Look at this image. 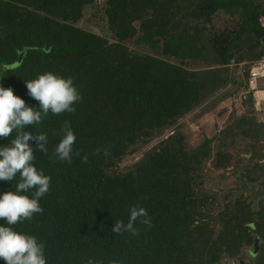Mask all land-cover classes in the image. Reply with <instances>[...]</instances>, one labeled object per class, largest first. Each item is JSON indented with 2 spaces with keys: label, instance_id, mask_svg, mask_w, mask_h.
Here are the masks:
<instances>
[{
  "label": "trees",
  "instance_id": "16d2710c",
  "mask_svg": "<svg viewBox=\"0 0 264 264\" xmlns=\"http://www.w3.org/2000/svg\"><path fill=\"white\" fill-rule=\"evenodd\" d=\"M84 6L99 10L110 39L76 24ZM219 9L235 15L233 23L214 28L211 16ZM263 11L259 0H0V86L39 110L25 81L52 72L71 77L82 97L74 113L49 112L40 124L24 127L48 137L47 154L35 141L28 143L33 165L51 178L50 188L39 199L42 213L16 225L0 219V225L35 236L45 246L47 264H86L89 258L100 264H217L253 235L264 237V198L252 207L234 197L212 215L210 196L198 188L204 161L228 166L224 145L236 136L254 145L264 137V120L238 116L216 133L213 152L210 138L188 147L184 133L173 127L131 165L114 170L137 144L228 81L235 83L230 66L264 53L257 22ZM129 39L143 50L129 48ZM190 61L202 65H186ZM66 120L76 136L70 163L53 156ZM14 136L0 138V146ZM109 146L110 156L93 154ZM253 154L263 158L264 148ZM255 163L258 172H246L250 180L264 176ZM18 180L19 174L0 180V194L15 191ZM133 204L147 210L152 227L137 220L138 236L114 233L113 224L127 223ZM261 249L248 264H264V240Z\"/></svg>",
  "mask_w": 264,
  "mask_h": 264
},
{
  "label": "clouds",
  "instance_id": "9594fccd",
  "mask_svg": "<svg viewBox=\"0 0 264 264\" xmlns=\"http://www.w3.org/2000/svg\"><path fill=\"white\" fill-rule=\"evenodd\" d=\"M25 84L28 95L38 101L39 110L28 107L23 99L14 95L11 88L0 86V138L11 137L15 131L10 143L0 146V180L13 181L19 174L15 191L0 194V219L5 220L7 225L31 220L35 213H42L39 199L50 188L51 178L33 165L35 156L28 143L35 141L38 150L47 154L48 137L45 133L32 135L24 131V127L40 124L49 112L54 115L74 113L76 109L73 105L82 99L71 77L44 72L35 79L25 81ZM61 132L63 135L53 150V156L70 163L76 136L69 121H64ZM75 154L79 156L80 151L77 150ZM93 154L108 157L111 155L110 146L97 148ZM81 159L84 163L88 162L87 155ZM30 190H34L31 198L27 195ZM137 220L149 228L152 227V219L147 210L133 204L130 206L127 223L118 219L111 229L116 234L129 233L138 236L139 229L135 227ZM44 247L35 236L0 225V259L6 264H47ZM86 264L100 262L89 258ZM112 264L116 262L113 261Z\"/></svg>",
  "mask_w": 264,
  "mask_h": 264
},
{
  "label": "rangeland",
  "instance_id": "374dc122",
  "mask_svg": "<svg viewBox=\"0 0 264 264\" xmlns=\"http://www.w3.org/2000/svg\"><path fill=\"white\" fill-rule=\"evenodd\" d=\"M261 8L264 9V0H259ZM236 19L235 15L217 10L211 16V23L214 28H220L233 23ZM76 24L84 29L91 30L97 34L103 35L110 39V33L105 28L99 10L92 7L84 6L82 14L77 19ZM126 44L132 50H143L141 45L135 44L132 39L126 41ZM188 66H201L200 61L186 62ZM235 71V66H230ZM229 91L208 97L203 103L193 107L189 111L180 116L176 122L163 129L159 133L153 135L148 141L137 144L136 148L131 152L125 153L117 165L115 171H120L131 165L139 159L141 155L158 140L165 137L172 131L173 127H178L185 135V142L188 147H192L200 143L205 137L210 138V147L213 152L219 146L214 136L224 126L229 125L234 119L240 115H248L256 119V121L264 120V101L261 109L254 111L247 101H241L237 98V90L240 87L232 86ZM259 148V152L264 148V137L254 145H249V140L241 136H236L233 141L224 145L226 151L230 153V164L224 168H214L210 165L209 159L205 160L201 168V181L198 188L205 194L210 196L212 200L209 212L212 215L224 203L232 201L234 197H240L249 202L252 207L264 198V184L262 176L256 180L247 178V169L255 168L257 161L261 167H264V157L257 160L254 155L255 148ZM252 150V151H251ZM256 164V163H255ZM257 165V164H256ZM257 168V169H256ZM216 226V225H215ZM218 226V225H217ZM254 237L257 241L254 242ZM264 237L261 235H253V239L249 244H244L239 252L233 257H222L217 264H247L254 261L262 252L261 243ZM255 250L254 253H251Z\"/></svg>",
  "mask_w": 264,
  "mask_h": 264
},
{
  "label": "built area",
  "instance_id": "2783aa9c",
  "mask_svg": "<svg viewBox=\"0 0 264 264\" xmlns=\"http://www.w3.org/2000/svg\"><path fill=\"white\" fill-rule=\"evenodd\" d=\"M95 1L99 3L101 0ZM257 22L264 31V11L258 14ZM235 65V83L228 81L215 94L229 91L233 89L232 86L240 87L237 90V98L241 101L249 100L254 111L260 110L264 101V53L254 60H241ZM260 90L263 91L262 95L257 93Z\"/></svg>",
  "mask_w": 264,
  "mask_h": 264
},
{
  "label": "water",
  "instance_id": "95a60500",
  "mask_svg": "<svg viewBox=\"0 0 264 264\" xmlns=\"http://www.w3.org/2000/svg\"><path fill=\"white\" fill-rule=\"evenodd\" d=\"M262 39L264 40V36L262 37ZM24 52V48H22L21 50H20V52L18 53V57H17V59L19 60V58H20V56H21V54ZM262 183L264 184V178L262 179ZM257 241V237H254V242H256ZM255 252V250H253L251 253H254ZM248 264V263H247Z\"/></svg>",
  "mask_w": 264,
  "mask_h": 264
},
{
  "label": "bare ground",
  "instance_id": "6f19581e",
  "mask_svg": "<svg viewBox=\"0 0 264 264\" xmlns=\"http://www.w3.org/2000/svg\"><path fill=\"white\" fill-rule=\"evenodd\" d=\"M257 93H258L259 95H262V94H263V91L260 90V91H258Z\"/></svg>",
  "mask_w": 264,
  "mask_h": 264
}]
</instances>
